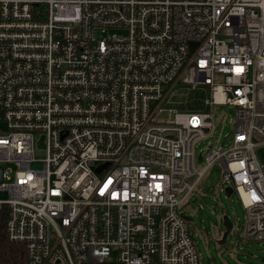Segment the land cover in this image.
Wrapping results in <instances>:
<instances>
[{
  "label": "built area",
  "instance_id": "obj_1",
  "mask_svg": "<svg viewBox=\"0 0 264 264\" xmlns=\"http://www.w3.org/2000/svg\"><path fill=\"white\" fill-rule=\"evenodd\" d=\"M261 146L264 0H0V219L27 264H202L185 206L216 165L264 241Z\"/></svg>",
  "mask_w": 264,
  "mask_h": 264
},
{
  "label": "rangeland",
  "instance_id": "obj_2",
  "mask_svg": "<svg viewBox=\"0 0 264 264\" xmlns=\"http://www.w3.org/2000/svg\"><path fill=\"white\" fill-rule=\"evenodd\" d=\"M234 113V107L229 105L215 108L213 131L199 142L196 148L198 154L202 150L206 151L210 143L216 145L222 142L231 130ZM229 142L230 137L227 145ZM257 154L264 168V146L257 148ZM37 155L43 156L44 150H37ZM218 182L219 167L216 165L199 185V192L193 194L188 200V206H185V214L192 217L188 222L189 229L201 254V263L264 264V241L246 235L245 209L237 192L234 191L227 196L226 192L217 186ZM6 197V192H0V198ZM226 215L231 219L233 229L223 240L225 231L223 217Z\"/></svg>",
  "mask_w": 264,
  "mask_h": 264
},
{
  "label": "trees",
  "instance_id": "obj_3",
  "mask_svg": "<svg viewBox=\"0 0 264 264\" xmlns=\"http://www.w3.org/2000/svg\"><path fill=\"white\" fill-rule=\"evenodd\" d=\"M24 244L10 241L4 231V215L0 219V264H27Z\"/></svg>",
  "mask_w": 264,
  "mask_h": 264
},
{
  "label": "water",
  "instance_id": "obj_4",
  "mask_svg": "<svg viewBox=\"0 0 264 264\" xmlns=\"http://www.w3.org/2000/svg\"><path fill=\"white\" fill-rule=\"evenodd\" d=\"M226 138L227 137L225 136L222 143L225 142ZM201 160H202V154L200 153L199 157H198V161L200 162ZM225 192H226L227 196H230L233 192V188L231 186H229L226 188ZM185 217L187 220H192V217L190 215H185ZM223 223H224V227H225V231L223 234V240H224L226 238L227 234L233 229V223H232L231 219L229 218V216H227V215L223 217ZM263 260H264V258H263Z\"/></svg>",
  "mask_w": 264,
  "mask_h": 264
}]
</instances>
